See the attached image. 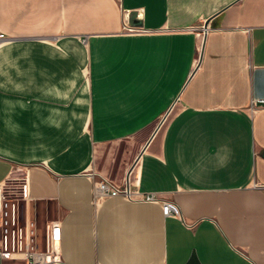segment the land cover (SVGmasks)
Instances as JSON below:
<instances>
[{
	"label": "crops",
	"instance_id": "crops-1",
	"mask_svg": "<svg viewBox=\"0 0 264 264\" xmlns=\"http://www.w3.org/2000/svg\"><path fill=\"white\" fill-rule=\"evenodd\" d=\"M0 34V186L55 264H264V0H0Z\"/></svg>",
	"mask_w": 264,
	"mask_h": 264
},
{
	"label": "built area",
	"instance_id": "built-area-1",
	"mask_svg": "<svg viewBox=\"0 0 264 264\" xmlns=\"http://www.w3.org/2000/svg\"><path fill=\"white\" fill-rule=\"evenodd\" d=\"M128 12L124 13V31L141 32L145 29L131 25L127 21ZM209 30V25H202L198 35L202 38ZM5 39L0 34V43ZM128 177L124 183L99 175L96 189L99 195L119 194L130 200L154 201V193H142L130 185ZM29 184L26 179L18 185L9 183L0 186V264H55L61 261L59 254L61 225L58 220L46 222L40 229L36 221L25 216L19 201L29 199ZM164 215L179 216V207L170 200L162 203Z\"/></svg>",
	"mask_w": 264,
	"mask_h": 264
},
{
	"label": "rangeland",
	"instance_id": "rangeland-1",
	"mask_svg": "<svg viewBox=\"0 0 264 264\" xmlns=\"http://www.w3.org/2000/svg\"><path fill=\"white\" fill-rule=\"evenodd\" d=\"M17 182H18V181H15V183H14L15 186L18 185ZM24 202H25V201L22 200V199L19 201V203H20V205H21V209L23 208V204H24Z\"/></svg>",
	"mask_w": 264,
	"mask_h": 264
},
{
	"label": "water",
	"instance_id": "water-1",
	"mask_svg": "<svg viewBox=\"0 0 264 264\" xmlns=\"http://www.w3.org/2000/svg\"><path fill=\"white\" fill-rule=\"evenodd\" d=\"M209 21H210V19L206 20V22H205L204 25H207ZM159 126H160V125H158V127H156V130H155V131H157V129L159 128Z\"/></svg>",
	"mask_w": 264,
	"mask_h": 264
}]
</instances>
